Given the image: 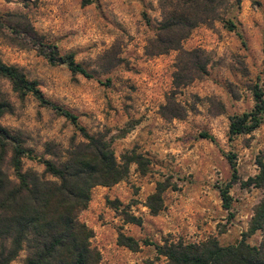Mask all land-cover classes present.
<instances>
[{
  "label": "rangeland",
  "instance_id": "374dc122",
  "mask_svg": "<svg viewBox=\"0 0 264 264\" xmlns=\"http://www.w3.org/2000/svg\"><path fill=\"white\" fill-rule=\"evenodd\" d=\"M162 1L96 0L82 7L81 0H0V60L35 82L50 103L76 116L88 134L110 141L117 160L142 158L141 165H129L123 181L94 187L79 214L94 233L91 246L101 264H166L154 247L164 240L212 239L228 246L246 235V243L258 246L264 235H247L264 187L243 186L257 173L256 158L264 157V121L248 135L228 138L229 117L254 106L251 88L257 84L264 92V0H240L224 15L244 43L220 20L190 32L181 50L200 49L209 63L205 75L180 88L173 85L180 53L145 52L162 19ZM49 45L59 58L72 55L92 78L49 63ZM0 93L12 108L0 125L38 159L64 156L72 144L84 141L67 119L31 95L20 98L4 78ZM228 154L238 177L229 189L230 211L218 190L231 180ZM22 168L38 175L44 171L37 160L26 158ZM159 183L165 188L158 203L152 197ZM149 203L160 205L156 215ZM125 214L141 225L126 223ZM118 233L137 240L139 250L118 246ZM23 259L21 253L10 264Z\"/></svg>",
  "mask_w": 264,
  "mask_h": 264
},
{
  "label": "trees",
  "instance_id": "16d2710c",
  "mask_svg": "<svg viewBox=\"0 0 264 264\" xmlns=\"http://www.w3.org/2000/svg\"><path fill=\"white\" fill-rule=\"evenodd\" d=\"M96 0H81L86 7ZM231 4L240 0H163L162 19L153 39L145 52L150 56L180 53L173 85L180 88L188 85L198 76L206 74L209 63L207 55L200 49L185 52L181 42L200 25H210L220 20L230 32H234L244 43L241 32L232 19H224ZM149 21L147 20V23ZM50 55L45 58L51 64L61 63L74 75L92 78V75L72 55L59 58L56 48L48 46ZM185 57V59H184ZM0 78L8 80L20 98L33 96L42 106L50 107L67 119L80 133L83 140L72 144L64 156L53 154L56 159H38L25 148L21 139L0 125V264H10L24 253L23 264H101L99 251L91 246L93 231L79 220V214L86 210L91 199V190L96 186L111 187L123 181L129 172V165L142 164L140 155L127 156L117 160L111 149V142L101 136L88 134L79 126L76 116L46 100L33 81L14 66L0 60ZM254 106L240 115L229 117L228 138L230 141L257 130L264 121V92L255 84L251 88ZM12 108L0 93V117L10 113ZM201 138L215 142L207 133ZM50 147L47 152L50 154ZM231 170V180L220 187L219 194L223 208L231 210L229 189L238 180L235 160L226 155ZM37 160L43 167L42 175L23 171L22 160ZM257 173L243 183L244 187H264V157L255 160ZM11 172V175L8 174ZM51 179H46L45 176ZM12 176V177H11ZM165 186L159 183L152 197L160 202ZM149 203L152 215L160 211V205ZM126 223L140 226L141 220L125 214ZM261 231L264 234V192L256 205L250 220L247 235ZM246 235L234 245L220 246L216 240L201 243H185L182 240H164L155 244V251L166 259V264H264V235L258 246L246 243ZM116 244L132 252L139 250V242L132 237L118 233ZM144 244L150 245L145 242Z\"/></svg>",
  "mask_w": 264,
  "mask_h": 264
}]
</instances>
